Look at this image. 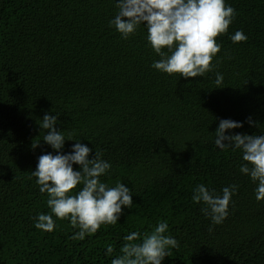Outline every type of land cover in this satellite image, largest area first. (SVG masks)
<instances>
[{"label": "trees", "instance_id": "16d2710c", "mask_svg": "<svg viewBox=\"0 0 264 264\" xmlns=\"http://www.w3.org/2000/svg\"><path fill=\"white\" fill-rule=\"evenodd\" d=\"M226 3L236 15L213 70L179 78L151 67L160 57L143 26L128 39L109 26L114 0H0V264H111L126 235L158 221L179 241L163 264H264V200L239 171L240 151L214 144L222 119L243 123L226 134L264 133V0ZM240 30L247 40L233 43ZM46 113L112 164L102 180L133 191L117 224L83 240L68 219L53 217L51 232L34 226L49 209L31 172L56 154L38 125ZM198 184L238 186L221 225L192 201Z\"/></svg>", "mask_w": 264, "mask_h": 264}, {"label": "clouds", "instance_id": "9594fccd", "mask_svg": "<svg viewBox=\"0 0 264 264\" xmlns=\"http://www.w3.org/2000/svg\"><path fill=\"white\" fill-rule=\"evenodd\" d=\"M116 14L109 26L128 39L143 26L147 42L160 57L151 67L169 76L181 78L203 77L213 70V61L222 45L217 37L228 32L236 12L226 0H114ZM233 43L246 41L242 30L230 36ZM224 76L217 72L214 83L222 88ZM59 114H45L38 124L44 131L43 142L56 153L43 154L38 158L31 176L36 179L41 194H47L48 213L35 217V228L51 232L56 220L68 219L78 228L72 239L83 240L95 233L102 225H115L122 209L133 207V191L121 181L114 186L101 178L108 175L112 164L102 154L80 140L66 138L64 131L55 127ZM243 127V123L222 119L214 134V144L221 151L239 150L242 154L240 173L256 184L258 201L264 200V133L256 135L226 134ZM65 141H75L69 152L64 153ZM39 143H33L36 148ZM90 155L92 158L90 159ZM77 165L78 170L73 166ZM75 190V191H74ZM238 186L231 184L219 192L198 184L193 189L192 201L203 204V214L213 225H221L229 215ZM212 229L210 228L209 231ZM119 254L111 264H163L179 241L171 235L167 221H158L150 231L131 232L124 238ZM114 248L107 247L106 255L112 256Z\"/></svg>", "mask_w": 264, "mask_h": 264}]
</instances>
